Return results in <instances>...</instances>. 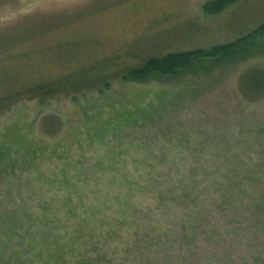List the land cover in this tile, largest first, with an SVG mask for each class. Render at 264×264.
Returning <instances> with one entry per match:
<instances>
[{
    "label": "rangeland",
    "instance_id": "374dc122",
    "mask_svg": "<svg viewBox=\"0 0 264 264\" xmlns=\"http://www.w3.org/2000/svg\"><path fill=\"white\" fill-rule=\"evenodd\" d=\"M210 1L0 0V34L28 35L0 62V78L4 77L0 94L59 77L126 49L144 52L143 56L207 50L236 42L264 23V0H237L216 14L203 11ZM248 48L236 60L214 67L211 60L195 61L173 76L153 73L142 80H123L121 71L143 59L138 54L120 57L115 66L120 75L101 91L22 100L1 114L0 158L12 159L16 165L0 172V210L28 209L34 223L46 225L48 234L54 231L57 239L50 245L47 236L9 239L3 235L0 264H47L48 254L57 247L70 251L63 252L65 258L53 256L54 264H177L180 252L169 242L172 236L164 210L156 211L152 220L146 217L144 224L150 225L145 232L124 229L111 239L102 233L115 225L116 211L122 209L120 200L127 190L123 177L148 172L135 163L146 154L154 176L202 173L189 171L187 164L213 156L207 151L179 153L174 150L179 140L197 148L203 141L213 147L218 133L226 141L244 137L238 143L246 149L244 155L248 158L252 153L253 163L260 158L262 162L261 169L250 175L264 179V98L247 103L238 91L244 71L264 70V37L252 40ZM148 104L156 108L147 126H136V132L126 128L128 133L117 146L110 134L105 143L99 142L98 130L121 123L124 115L135 117ZM144 136L146 150L137 146ZM108 145L116 152L122 150L121 162L102 168L99 161L107 163L115 156ZM79 158L81 163L73 167ZM23 161L27 163L21 168ZM178 162L181 168L175 167ZM243 171L238 172L249 174ZM255 186L248 188L258 190ZM70 209L82 213L94 235H75V221L67 214ZM47 212L59 218L55 226ZM240 227L236 236L197 242L199 264H264V223ZM159 228H163L160 238L155 234ZM171 246L175 257L169 252Z\"/></svg>",
    "mask_w": 264,
    "mask_h": 264
},
{
    "label": "trees",
    "instance_id": "16d2710c",
    "mask_svg": "<svg viewBox=\"0 0 264 264\" xmlns=\"http://www.w3.org/2000/svg\"><path fill=\"white\" fill-rule=\"evenodd\" d=\"M236 1L212 0L203 5V11L216 14ZM0 35V62L7 60L5 53L9 49L26 42L28 39V35L21 34ZM257 37H264V23L236 42L218 44L207 50L198 48L165 55L148 54L143 56L144 52L135 53L126 49L114 56L102 57L89 65L80 66L76 70L59 77L32 82L22 87L7 90L0 94V115L22 100L37 99L44 101L58 97L77 96L88 91H101L102 88L110 85L117 74L120 75V72L115 68L120 57H131L138 54L137 58L143 59L141 64L124 68L121 71L123 80H142L153 73L173 76L179 69L189 68L195 61L211 60V66L214 67L233 60L239 56V53L246 52L251 41ZM245 56L242 55V58ZM3 80L4 77L0 78V86H3ZM238 91L240 97L247 103L262 101L264 98V70L255 67L244 71L238 82ZM169 100L171 98H166V101ZM155 108L156 106L153 104L145 105L137 110L135 117L124 115L121 123L115 126L114 123H111V128L106 127V129L98 130V136L101 137L99 142L105 143L107 135L110 134L115 142L114 146L119 145V142L128 133L126 128L136 132V126H147L150 122L151 112ZM243 139L244 137L238 138L236 141H226L225 135L218 133V142L213 147L207 141H203L197 148L188 146V144L184 145L185 142L179 140L174 146V150H179V153L189 150L191 153L207 151L209 155L213 156L214 159L210 157V160L194 161L187 164L189 171L201 170L202 173L200 174L177 173L176 175L154 176L151 172L153 166L150 163L149 154H146L144 159L135 163L137 166H146L144 169L148 168V172L142 171L138 176L123 177L122 184L127 190L122 194L123 197L120 200L122 209L116 211L119 215L117 214V217L113 218L115 225L108 227L102 236L111 239L118 236L124 229L133 233L145 232L150 225L149 222H147L148 226L144 224L146 217L148 216L152 220L156 211L160 214L161 210H164L168 216L169 234L172 236V240L169 239V242L172 245L175 244L177 251L180 252V256H177L179 259L177 264H199L198 258L200 256L195 255L197 249L199 250L198 246L195 245L197 242H208L214 237L220 236H236L242 230L241 224L246 225L252 222L253 225H257L264 223V179L261 176L250 175L252 172L261 169L262 162L259 157L258 161L260 162L253 163L251 161L252 153L247 154L248 158L244 155L246 149L238 145ZM141 142L137 146H142L146 150L148 145L146 136ZM186 142L189 143V141ZM108 147V151L112 155L115 153V156H112L111 161L107 163L99 161L97 165L102 166V168L104 166L113 167L121 162L119 152L122 153V150L116 152L113 150V146L108 145ZM128 147L129 145L123 148L125 152H127ZM256 152L260 153L259 150ZM181 162L174 163L175 167L181 168ZM249 162L252 163V166H248ZM24 163L27 162L23 161V165H20L21 168L26 166ZM80 163L81 159L79 158L76 160V164L72 165L74 167ZM15 165L16 163L12 159L0 158V172L9 170ZM243 170H249V174L238 172ZM82 181L86 180L83 178ZM252 185H257L255 187L259 189H249L248 187ZM79 198L82 197L79 196ZM116 200L119 201V198ZM67 214L75 221V235L92 236L95 234L93 233L94 229L90 227L82 213L76 209H70ZM48 215H52L54 226L60 221L59 218L55 217L56 214L47 212ZM34 222V217L28 209L19 212L0 210V241H3V235L11 239L35 234L40 237L47 236L44 238H51L50 245L55 244L57 239L53 234L55 232L53 231L52 235L48 234L50 230H47L46 225H37ZM39 227H43L44 230H40ZM88 228H90L88 232H83ZM161 229L163 228H159L158 233H155L158 238L163 233ZM63 245L61 244V246ZM168 249L175 257V247L171 246ZM69 251L57 247L56 251L48 254L47 264L55 263L53 256L65 258L63 252Z\"/></svg>",
    "mask_w": 264,
    "mask_h": 264
}]
</instances>
